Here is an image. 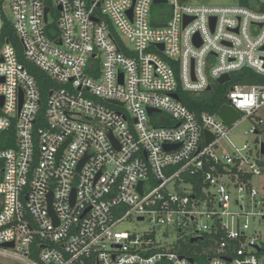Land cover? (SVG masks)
Returning a JSON list of instances; mask_svg holds the SVG:
<instances>
[{"label": "built area", "instance_id": "1", "mask_svg": "<svg viewBox=\"0 0 264 264\" xmlns=\"http://www.w3.org/2000/svg\"><path fill=\"white\" fill-rule=\"evenodd\" d=\"M245 67L264 76L257 5L0 0V264H264V135L229 138L264 133V83L227 88L231 124L173 97ZM132 217L151 230L117 229ZM173 233L219 237L179 253Z\"/></svg>", "mask_w": 264, "mask_h": 264}, {"label": "trees", "instance_id": "2", "mask_svg": "<svg viewBox=\"0 0 264 264\" xmlns=\"http://www.w3.org/2000/svg\"><path fill=\"white\" fill-rule=\"evenodd\" d=\"M238 4L245 6H254L258 4L261 9L264 10V4L260 3L259 0H239ZM5 33L10 42H12L18 48V41L14 37L12 30L9 24H5L4 27ZM24 61V60H22ZM26 66L29 68L30 72L33 73L36 78L39 80L44 76V73L40 72L34 66L26 63ZM264 83V76L254 72L250 68H243L237 72L231 73L229 81L226 83H218L213 82L211 84V89L209 91H201L199 93H190L187 91H183L180 88L178 89V98L182 104H184L190 111L198 114L200 112H207L210 114H215L219 108L226 103V90L230 86L235 85H251V84H259ZM43 93H46V90H43ZM193 179V177H192ZM200 184H196L198 187ZM219 237V234H203L204 242L200 241L198 243H191L190 238L185 239H177L173 242L172 249L179 252L185 253L188 249H194L198 252H202L203 250L208 249L214 245V241ZM210 253V252H209ZM196 260V258H195Z\"/></svg>", "mask_w": 264, "mask_h": 264}, {"label": "rangeland", "instance_id": "3", "mask_svg": "<svg viewBox=\"0 0 264 264\" xmlns=\"http://www.w3.org/2000/svg\"><path fill=\"white\" fill-rule=\"evenodd\" d=\"M192 4H210V5H235L238 4L239 0H185ZM260 3L264 4V0H259ZM258 5V4H256ZM5 12L9 14V8L8 4L5 6ZM170 6L167 4L157 5L153 7L152 14L156 17L159 15L164 16L166 19L168 15L170 14ZM50 19L54 20L53 16L50 15ZM262 116H264V109L261 111ZM164 115V114H162ZM250 127V121L244 120L240 122V124L233 130L232 134L229 136L231 141H233L237 145H242L244 142L250 143L251 147H254V145L259 143L264 135V133L260 135H254L251 133L245 134L244 132L248 130ZM222 144L225 146L227 145V141L223 140ZM230 147H227V150H230ZM264 159V156H263ZM253 185H255L257 188H264V171L262 175L254 176L252 180ZM261 226V225H260ZM262 227V226H261ZM152 226L148 220H141L137 221L136 217L129 218L123 222H121L117 229L121 231H129V232H136V233H148L151 230ZM262 238H264V228L261 230ZM180 235L173 233V235L167 236V241H175ZM187 238H190L189 235L186 236ZM156 240L161 241L162 238L160 236H156ZM3 261H6L5 258H0ZM160 264H168L167 262H163Z\"/></svg>", "mask_w": 264, "mask_h": 264}, {"label": "water", "instance_id": "4", "mask_svg": "<svg viewBox=\"0 0 264 264\" xmlns=\"http://www.w3.org/2000/svg\"><path fill=\"white\" fill-rule=\"evenodd\" d=\"M166 0H153V3H160V2H165ZM49 10V7H45L44 9V19L45 21L47 20V12ZM129 12H131V9L129 10ZM151 25L153 26H164L165 24H155L153 23V21L151 20ZM196 44H199V41L195 40ZM159 47L162 49V45H159ZM229 79V75L225 74L221 77H219L217 79V82L222 84L223 82L227 81ZM211 89V86H208L206 88V91H209ZM173 97L174 98H178V95L177 94H173ZM112 103H116V102H113ZM1 104V102H0ZM21 105V101L19 103V107ZM153 111V109H148V113H151ZM216 115L226 124H231L233 122H235L237 119H239L240 117V113L234 109L233 107L229 106V105H226V104H223L219 110L216 112ZM205 135L207 136V138L210 140L211 139V135L208 131H205ZM178 145H170V144H167L164 146L165 149H170V148H174V147H177ZM261 152L264 154V147L262 145L261 147ZM141 185L142 183L139 182L138 184V190L141 191ZM51 195V194H50ZM51 208V207H50ZM141 219V218H139ZM199 239V237H193L190 239V242L193 243V242H196L197 240ZM5 246H11L12 243H8V244H3ZM190 261H193L192 258H189Z\"/></svg>", "mask_w": 264, "mask_h": 264}]
</instances>
